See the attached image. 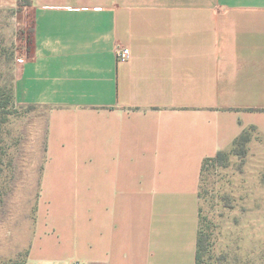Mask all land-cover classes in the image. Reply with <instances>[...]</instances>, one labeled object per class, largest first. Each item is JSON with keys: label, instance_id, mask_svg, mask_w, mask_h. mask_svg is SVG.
<instances>
[{"label": "crops", "instance_id": "obj_1", "mask_svg": "<svg viewBox=\"0 0 264 264\" xmlns=\"http://www.w3.org/2000/svg\"><path fill=\"white\" fill-rule=\"evenodd\" d=\"M24 9L31 48L11 78L37 194L24 264H196L204 160L251 132L246 164L264 172V0Z\"/></svg>", "mask_w": 264, "mask_h": 264}, {"label": "rangeland", "instance_id": "obj_2", "mask_svg": "<svg viewBox=\"0 0 264 264\" xmlns=\"http://www.w3.org/2000/svg\"><path fill=\"white\" fill-rule=\"evenodd\" d=\"M28 2L0 4V86L10 85L16 57L31 48L32 19L24 9ZM27 110L15 106L0 135L5 151L0 150V264H24L34 230L37 194L25 186L29 163L17 123ZM241 149L238 141L221 157L203 163L198 185L202 264H264V172L255 177L246 154H237Z\"/></svg>", "mask_w": 264, "mask_h": 264}, {"label": "trees", "instance_id": "obj_3", "mask_svg": "<svg viewBox=\"0 0 264 264\" xmlns=\"http://www.w3.org/2000/svg\"><path fill=\"white\" fill-rule=\"evenodd\" d=\"M14 107H15V104L13 102L12 87H11V82H10L9 86H0V135L2 134V132L4 130V126L7 124L10 117L12 115H14V113H15V111H13ZM248 140H249V135L247 132H244L234 141L233 146L238 141L240 142L242 149L237 154H239L242 157L245 156V154H246L245 145L247 144ZM0 150H1V154H5L3 147H1ZM224 152L217 153L215 157H221L224 154ZM206 160H204V161H206ZM1 164H2V158L0 155V165ZM202 168H203V164H202ZM201 171H202V169H201ZM0 172H1V168H0ZM198 197H199V195H198ZM198 219L199 220H198L196 264H202L201 258H202V251H203V247H204V238L201 236L200 227H199V222H200L199 211H198Z\"/></svg>", "mask_w": 264, "mask_h": 264}, {"label": "built area", "instance_id": "obj_4", "mask_svg": "<svg viewBox=\"0 0 264 264\" xmlns=\"http://www.w3.org/2000/svg\"><path fill=\"white\" fill-rule=\"evenodd\" d=\"M115 54L118 60L124 61L128 59L129 56V49L128 48H121V47H116L115 48ZM78 264V263H75Z\"/></svg>", "mask_w": 264, "mask_h": 264}]
</instances>
